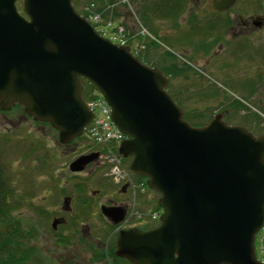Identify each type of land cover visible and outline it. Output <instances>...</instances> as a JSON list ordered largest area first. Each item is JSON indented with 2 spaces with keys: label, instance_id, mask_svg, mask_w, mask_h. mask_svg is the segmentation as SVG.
<instances>
[{
  "label": "water",
  "instance_id": "water-1",
  "mask_svg": "<svg viewBox=\"0 0 264 264\" xmlns=\"http://www.w3.org/2000/svg\"><path fill=\"white\" fill-rule=\"evenodd\" d=\"M18 1L0 0V109L24 107L68 145L93 119L82 97L88 80L129 137L119 154L160 194V225L122 230L116 256L131 264H263L255 239L264 225V136L221 116L190 125L165 74L100 36L73 0H22V12ZM235 3L218 1L214 9ZM98 158L80 156L70 171L81 173ZM100 210L115 225L126 217L122 207ZM63 222L55 219L53 229Z\"/></svg>",
  "mask_w": 264,
  "mask_h": 264
},
{
  "label": "rangeland",
  "instance_id": "rangeland-1",
  "mask_svg": "<svg viewBox=\"0 0 264 264\" xmlns=\"http://www.w3.org/2000/svg\"><path fill=\"white\" fill-rule=\"evenodd\" d=\"M76 1L77 10L84 13L91 0ZM95 1L105 23L111 22L105 25L107 32L123 27L132 46L143 50L140 54L149 41L159 45L150 48L157 63L164 50L175 52V64L182 71L167 77L170 96L179 102L184 118L185 113L190 116L186 119L190 125L207 126L221 116L230 126L264 136V29L244 30L239 18L264 15V2L238 0L233 9L216 13L212 0H202L199 6L190 0L188 12L179 19H153L155 35L140 18L152 0ZM213 19L219 23L209 29ZM223 20L229 21L226 27ZM141 27L152 34L151 40L140 36ZM94 145L85 134L62 145L58 130L35 121L24 107L0 109V155L14 190L13 219L31 238L29 264H121L108 256L113 246L116 251L119 233L159 226L153 216L160 218L164 210L158 204L160 194L148 188L147 178L130 172L118 182L107 175L113 170L108 172V163L93 162L81 173L70 171V164L91 154ZM130 163L131 159L125 160L123 167L129 170ZM102 205L124 207L125 222L112 225L100 212ZM60 218L66 222L53 229L54 219Z\"/></svg>",
  "mask_w": 264,
  "mask_h": 264
},
{
  "label": "trees",
  "instance_id": "trees-1",
  "mask_svg": "<svg viewBox=\"0 0 264 264\" xmlns=\"http://www.w3.org/2000/svg\"><path fill=\"white\" fill-rule=\"evenodd\" d=\"M135 1V0H133ZM77 1L74 0V6L77 9ZM190 0H152L148 7H144L140 13V18L142 21L151 28L152 32L157 35V31L154 27L153 19L159 20H177L184 13L188 11V5ZM18 8L23 11V3L21 0L18 2ZM193 15L192 12L189 13V16ZM194 16V15H193ZM192 17V16H191ZM190 17V18H191ZM196 17V16H194ZM191 20V19H190ZM215 24L219 23L215 19L212 20ZM218 22V23H217ZM229 21H225L228 23ZM220 25V24H219ZM213 26L210 25L209 28ZM213 27V28H214ZM153 34V35H154ZM154 35V36H155ZM130 36V35H129ZM156 37V36H155ZM130 39H132L130 37ZM166 39V38H165ZM149 40H151L149 38ZM133 41L130 42L132 45ZM146 51L138 56V58L146 65L154 68L160 69L169 79L174 76L176 73L182 71L180 68L177 69L175 64L177 58L175 52L164 50L163 58L160 60V63L152 60L150 56L151 47H159L155 42L149 41L145 43ZM83 98L87 101L92 100L93 96L97 94L98 89L89 81L83 79ZM171 80L167 86V91L169 94H172L170 91ZM173 96V94H172ZM178 101V100H177ZM179 106V102H178ZM192 117V116H191ZM190 116L185 113V120L189 119ZM194 127H204L202 125H192ZM112 146V145H111ZM99 147V146H98ZM97 146L94 151H99ZM114 152L117 153L115 149ZM140 177V176H139ZM14 190L12 186V181L8 175L7 165L3 160V157L0 155V264H29L31 257L33 255V249L29 248V241L31 240L28 232L23 230L19 222L15 221L12 216L13 205L11 198L13 197ZM113 249L108 251L110 257H112L114 263L121 264H130L127 260L118 258L116 256V251ZM35 254V253H34Z\"/></svg>",
  "mask_w": 264,
  "mask_h": 264
},
{
  "label": "built area",
  "instance_id": "built-area-1",
  "mask_svg": "<svg viewBox=\"0 0 264 264\" xmlns=\"http://www.w3.org/2000/svg\"><path fill=\"white\" fill-rule=\"evenodd\" d=\"M85 11L88 14V20L98 27V31L104 36L108 37L111 41L126 45L127 40L124 35V29L119 27L113 32H107L105 26H101L102 17L99 13L95 11V5L91 4L85 7ZM147 34L144 30L142 35ZM89 107L94 113V120L89 128L90 137L97 143H109V142H120L125 136L113 125L111 121V110L103 100V98H96L90 101ZM111 163L115 162V166L111 171V175L115 177L116 180L120 181L124 177L123 171L118 167L119 160L113 158L110 160ZM117 163V164H116ZM258 250H259V260L264 263V227L258 234Z\"/></svg>",
  "mask_w": 264,
  "mask_h": 264
},
{
  "label": "flooded vegetation",
  "instance_id": "flooded-vegetation-1",
  "mask_svg": "<svg viewBox=\"0 0 264 264\" xmlns=\"http://www.w3.org/2000/svg\"><path fill=\"white\" fill-rule=\"evenodd\" d=\"M191 1H196V3H197V5L199 6L201 3H202V0H191ZM218 1H225V0H212V8L214 9V4L216 3V2H218ZM237 1L238 0H236V3H237ZM258 2H264V0H257ZM235 3V4H236ZM235 6V5H234ZM234 6H232L229 10H231V9H233V7ZM215 10V9H214ZM229 10H225V11H215L216 13H226L227 11H229ZM240 18V25H241V27H242V29H244V30H248V29H251V30H255V29H264V15L263 14H260V13H257V14H255V15H250L249 17H248V19L247 20H244L242 17H239ZM209 25H211V26H213L214 27V22H210L209 23ZM226 27L227 26V24H225V21L223 20V27ZM213 27H211V28H209V29H213ZM222 27V28H223ZM224 29V28H223ZM229 31L230 32H232L233 34H236L235 33V30H234V27H230L229 28ZM96 163H98V165L99 166H104V163H103V161H101V158H99L97 161H95ZM99 162H101V163H99ZM124 189V188H123ZM65 204H66V201H65ZM102 206H104V205H102ZM101 206V207H102ZM115 207H118V206H115ZM121 207V206H120ZM122 208H124V207H122ZM69 210H70V208H68ZM125 209V208H124ZM126 210V209H125ZM127 215V214H126ZM60 219H63L64 220V222L62 223V224H64L66 221H65V219L64 218H60ZM107 219V218H106ZM108 220V219H107ZM126 220V219H125ZM125 220L122 222V223H124L125 222ZM140 220V219H139ZM109 221V220H108ZM110 222V221H109ZM112 225H114L112 222H110ZM121 223V224H122ZM121 224H119V225H121ZM151 229V228H150Z\"/></svg>",
  "mask_w": 264,
  "mask_h": 264
}]
</instances>
